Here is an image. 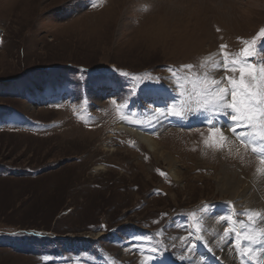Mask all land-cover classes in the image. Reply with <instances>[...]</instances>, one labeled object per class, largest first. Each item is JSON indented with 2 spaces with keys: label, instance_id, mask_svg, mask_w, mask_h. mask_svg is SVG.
Segmentation results:
<instances>
[{
  "label": "rangeland",
  "instance_id": "rangeland-1",
  "mask_svg": "<svg viewBox=\"0 0 264 264\" xmlns=\"http://www.w3.org/2000/svg\"><path fill=\"white\" fill-rule=\"evenodd\" d=\"M261 29L264 0H0V264H239L211 216L257 209L236 189L264 164L227 132L224 150L205 147L203 116L153 110L179 100L169 69L211 72L206 57L222 60V44L238 53ZM121 97L168 157L118 128ZM205 204L212 252L193 240L186 253V214Z\"/></svg>",
  "mask_w": 264,
  "mask_h": 264
},
{
  "label": "snow or ice",
  "instance_id": "snow-or-ice-1",
  "mask_svg": "<svg viewBox=\"0 0 264 264\" xmlns=\"http://www.w3.org/2000/svg\"><path fill=\"white\" fill-rule=\"evenodd\" d=\"M241 42L244 46L235 54L226 51L228 45H220L219 55L222 60L213 55L206 57L200 67L207 69L210 65L211 72H193L194 66L191 64L181 66V72L187 70L183 75L175 69H169L176 81L173 91L179 100L167 104L164 109H154L153 113L157 120L167 116L181 120L189 115L203 116L201 122L208 128V136L203 140L205 147L215 151L224 150L231 142L227 132L245 148L251 147L260 163L264 164V62L256 61L257 55L261 53L260 46L264 45V29L251 40ZM216 71H222L224 75L217 78L213 74ZM236 73H239L238 78ZM111 103L118 113H122L121 120L135 123L130 119L134 114L128 110L124 98L121 97L119 103L117 99H113ZM221 116L227 117V125L220 123L218 118ZM130 143L135 146L134 142ZM159 174L167 175L162 171ZM212 207L205 204L199 213L193 211L186 214L189 223L183 227L186 228L187 235L181 237L186 253H193L196 249L193 240L200 241L207 247L208 241L202 233L208 230L205 220L211 216ZM229 207L234 206L229 202ZM237 216L242 219H236ZM211 218L227 225L218 237V245L231 240V250L235 252L239 264H264V213L258 209H245L241 213L221 214ZM154 223H159V220ZM163 232L161 229L158 235L162 236ZM136 239L146 238L133 237V240ZM136 247L139 250V246ZM207 251L212 252V249L207 247ZM188 258L187 255L180 257L181 260Z\"/></svg>",
  "mask_w": 264,
  "mask_h": 264
},
{
  "label": "bare ground",
  "instance_id": "bare-ground-1",
  "mask_svg": "<svg viewBox=\"0 0 264 264\" xmlns=\"http://www.w3.org/2000/svg\"><path fill=\"white\" fill-rule=\"evenodd\" d=\"M197 121H201V119L196 118V117L193 120L191 118L187 119V123L190 122L188 125H190L192 123L193 124L197 123ZM117 125H118V128H120L121 130L127 131L128 133H130L131 135L136 137L138 140H140L143 144H145L149 148V150H152V152L154 154L159 155V156L162 155L163 157L167 156L166 155L167 153H165V151L162 150V146H161L160 141L155 139V137L152 135V133L150 134L149 132H146L144 129H142L139 126L129 125L128 123L124 122L123 120H119L117 122ZM170 168H171V171L173 172L174 176L179 177L180 170L178 168H174L173 164H171ZM230 175H229L228 171H226V172L224 171V175L222 176L220 183H221L222 187H226V188L229 187L230 188V186H233V188L235 190L237 188V185H239V183L234 178H232L233 176L229 177ZM242 187H243V185H242ZM236 191L239 192L238 193L239 195L243 196V198L241 199L243 201L239 206H242L244 208H247V207L250 208L251 206L252 207L256 206V208L258 210H260L262 213H264V178L263 177L260 178L259 176L257 177L256 175L252 176V178L250 180H247L246 186L241 191H239V188H237ZM209 224L211 225L213 223L209 221ZM226 257L227 258H225V259L227 261L231 256H226Z\"/></svg>",
  "mask_w": 264,
  "mask_h": 264
}]
</instances>
